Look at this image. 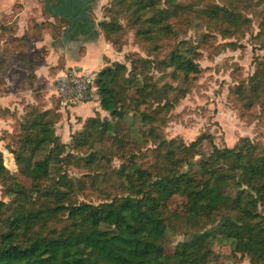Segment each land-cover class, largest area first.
Wrapping results in <instances>:
<instances>
[{
	"label": "trees",
	"instance_id": "obj_1",
	"mask_svg": "<svg viewBox=\"0 0 264 264\" xmlns=\"http://www.w3.org/2000/svg\"><path fill=\"white\" fill-rule=\"evenodd\" d=\"M180 7L178 0H111L105 7L106 19L97 24L113 44L123 29L121 18L141 37L174 36L171 20ZM44 10L51 13L49 6ZM206 10L214 19H220L222 12L239 22L238 13L227 7L212 5ZM59 19L69 24L68 19ZM56 26L50 21L35 24L38 29L50 27L58 36ZM7 44L0 62V84L18 58L11 52L12 41ZM187 50L189 45L180 41L161 63L173 68L172 74L182 73L188 79L200 72V66ZM153 63L136 57L130 69L119 61L101 69L95 79L96 96L108 116L96 112L86 118L68 143L56 133L61 119L56 109L26 105L12 148L19 173L31 181L29 187L5 166L0 151V182L10 198L0 200V264H210L209 232L195 233L173 254L165 252L173 219H169L168 204L175 195L185 199L187 222H210L221 214V234L234 250L250 255L254 264L264 262V147L243 138L238 147L213 146L205 156L201 147L210 135L202 134L190 143L162 137L154 129L163 121V110L172 106L167 97L171 87H159L149 75ZM237 94L248 105L264 94L262 62ZM129 114L149 127L147 138L155 147L154 161L148 166L138 162L141 149L132 142ZM104 143L108 148L102 151L99 146ZM69 148L91 152L78 159L67 152ZM38 154L43 156L36 159ZM114 156L122 159L121 166L106 169L89 182L99 190L113 183L119 193H109L100 203L80 201L76 195L90 197L85 194L89 186L84 178L64 170V164L81 159L85 166L99 167ZM230 190L236 191L232 197Z\"/></svg>",
	"mask_w": 264,
	"mask_h": 264
},
{
	"label": "rangeland",
	"instance_id": "obj_2",
	"mask_svg": "<svg viewBox=\"0 0 264 264\" xmlns=\"http://www.w3.org/2000/svg\"><path fill=\"white\" fill-rule=\"evenodd\" d=\"M8 1L11 3L7 4ZM110 1L97 0L94 6L99 10H94L93 7L88 9L92 18L99 21L106 19L105 7ZM44 3L45 0H0V9L4 8L0 15L3 16L4 22L10 23L13 19L18 22L19 14L27 7L31 10V14L26 18L27 26L30 27L26 33L30 36L32 32L41 31L35 24L49 17V14L44 12ZM178 3L181 5L179 14L171 20L176 31L174 36H161L156 39L141 37L136 34L134 27L127 25L126 20L121 18L123 29L116 36L114 44L110 41L118 54L115 61L126 63L130 69L132 58L150 59L154 63L150 66L149 75L159 87H171L167 97L172 106L163 110V121L156 124L154 130L166 139L179 138L186 143L194 141L202 134L210 135L201 147L205 156L212 153L213 146L238 147L243 138L264 147V94L252 105H248L237 94V88L249 82L258 63L264 64V0H178ZM212 5L224 6L238 13L239 22L232 21L222 12L220 19L210 17L206 9ZM54 21L58 28L60 27V33L57 32L60 36L68 23L59 17ZM101 33L103 34L102 31ZM1 37L0 33V48L3 46ZM180 41L189 45L188 55L200 66V72L190 75L188 79L182 73L172 74L173 68L165 67L161 63L163 59H168L170 51L176 48ZM62 64L61 62L57 68ZM56 74L59 72L56 71ZM55 96L54 101L59 103ZM95 98L96 94L93 99ZM43 105L38 99L37 106L42 108ZM0 109V151L3 153L4 164L11 172L18 174L20 182L29 187L31 181L19 173L12 148L16 145L19 125L28 107L25 105L23 109L14 110L6 108L9 109L8 112ZM101 116L107 117L108 114L101 113ZM126 120L134 133L132 142L138 144L141 149L138 162L148 166L154 161L155 147L152 140L147 138L149 127L144 126L135 114H129ZM72 134L69 137L60 135L61 140L68 143ZM99 147L105 151L108 144L104 143ZM70 149L67 152L76 154L78 159L91 152L84 150L83 153H78L75 149ZM42 156L38 154L36 159ZM78 159L65 163L64 170L75 178L82 177L86 180L89 188L85 190V194H90V197L78 194L76 196L80 201L100 203L106 201L109 193H119L113 183L99 190L93 189L89 182L92 177H101L106 169H118L122 164L119 156H114L110 163H100L99 167L85 166L84 162ZM196 159L199 160L200 156H196ZM235 192L230 190L229 196L232 197ZM1 199L10 200L0 182ZM184 202L185 199L175 195L168 204V211L172 216L168 214L169 219H173L167 230V254H173L180 244L190 241L195 233L209 232L213 249L209 258L210 264H254L250 255L235 251L231 241L221 234V214H217L210 222L190 223L183 217ZM260 209L262 210L261 206Z\"/></svg>",
	"mask_w": 264,
	"mask_h": 264
},
{
	"label": "crops",
	"instance_id": "obj_3",
	"mask_svg": "<svg viewBox=\"0 0 264 264\" xmlns=\"http://www.w3.org/2000/svg\"><path fill=\"white\" fill-rule=\"evenodd\" d=\"M95 2L91 6L88 5L87 8L93 7L98 11L97 6H94ZM8 3L10 4L11 1ZM3 9H0V13L3 12ZM25 9L19 14L18 22L16 19L10 23L4 22L3 16L0 15V22H4L0 23L3 44L0 48L2 56L0 62L5 59L3 52L8 47L9 40L12 41V54L18 57L11 62L7 72L2 76L0 108L14 110L15 108L23 109L28 104L37 106V101L40 99L44 104L40 109H56L61 114V119L56 124V133L69 137L82 127L86 118L94 116L96 112H106L100 108L97 96L91 101L79 103L66 102L57 97L59 103H56L53 98L55 95L54 87H52L54 81L59 74L70 68L79 71L89 69L99 72L105 66L115 62L118 54L101 33L97 24L99 20L93 19L91 14L98 32L97 38L87 41L67 39L64 44L63 32L60 36H54L53 31L48 27L32 32L29 36L26 33L30 28L27 26L26 18L31 14V10L27 7ZM57 17L59 16L49 14L48 19L43 18V20L55 22ZM61 62L62 66L57 68ZM56 71L59 74L55 75Z\"/></svg>",
	"mask_w": 264,
	"mask_h": 264
},
{
	"label": "built area",
	"instance_id": "obj_4",
	"mask_svg": "<svg viewBox=\"0 0 264 264\" xmlns=\"http://www.w3.org/2000/svg\"><path fill=\"white\" fill-rule=\"evenodd\" d=\"M96 71L89 69L76 70L70 68L58 75L54 81L55 95L66 102H87L96 94Z\"/></svg>",
	"mask_w": 264,
	"mask_h": 264
},
{
	"label": "flooded vegetation",
	"instance_id": "obj_5",
	"mask_svg": "<svg viewBox=\"0 0 264 264\" xmlns=\"http://www.w3.org/2000/svg\"><path fill=\"white\" fill-rule=\"evenodd\" d=\"M95 1L96 0H45V5L50 7L51 13H55L59 17L68 18L71 21L74 18L80 17L82 20L87 17V15H89L87 6H91Z\"/></svg>",
	"mask_w": 264,
	"mask_h": 264
},
{
	"label": "water",
	"instance_id": "obj_6",
	"mask_svg": "<svg viewBox=\"0 0 264 264\" xmlns=\"http://www.w3.org/2000/svg\"><path fill=\"white\" fill-rule=\"evenodd\" d=\"M46 6V5H45ZM45 9V7H44ZM84 9V6H83ZM47 14H54L55 13H50L46 12ZM66 17V16H65ZM74 18L73 20H69L71 22L69 26L63 28V42L66 44L67 39H79V40H95L98 36L97 29L95 28V22L91 18L90 13L85 17L84 19L81 20V18ZM11 164L14 166V162L11 161Z\"/></svg>",
	"mask_w": 264,
	"mask_h": 264
}]
</instances>
